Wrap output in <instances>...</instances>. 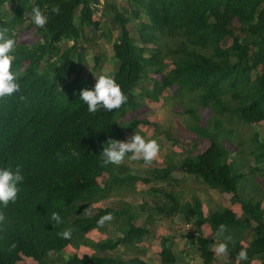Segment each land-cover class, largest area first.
I'll return each instance as SVG.
<instances>
[{"label": "trees", "instance_id": "obj_1", "mask_svg": "<svg viewBox=\"0 0 264 264\" xmlns=\"http://www.w3.org/2000/svg\"><path fill=\"white\" fill-rule=\"evenodd\" d=\"M104 1L114 12L119 31L112 46L117 70L110 75L128 100L118 109L89 113L80 101V92L91 89L96 79L82 73L88 55L84 35L86 28L99 31L101 21L95 19L93 7L100 1L0 0V27L8 28L16 41L10 70L20 76V90L0 99V166L19 165L24 176L16 201L0 208L5 216L0 223V264H16L22 256L46 264L50 254L78 246L90 232L106 228L108 221L120 213L129 215L122 238L102 241L100 251H112L122 243L140 244L150 234V230L134 224V215L128 209L99 208L89 216L92 201L99 194L105 197L112 185L128 179L144 184L166 181L175 170L167 166L154 169L150 177H121L114 173L116 165H103L99 158L109 139L123 140L127 131H135L144 123L134 119L117 126L128 110L142 107L143 99L156 100L162 89H171L176 83L179 91L198 92L200 103L216 115L229 112L248 125L264 121V0H128V8L121 10L115 0ZM5 3L16 5L10 20L4 12ZM34 6L48 14L43 28L31 23ZM53 7L59 12L53 13ZM139 20L142 22L136 31L140 45L130 29L133 21ZM25 23L26 30L35 29L41 41L32 46L17 42L14 32ZM166 39L178 42L170 47L163 44ZM228 40L231 44L225 46ZM67 43L73 45L64 46ZM167 55L173 57L171 70L162 65ZM94 60L95 65L100 62L98 56ZM162 72L161 82L153 80V89L148 90L143 83L151 80L148 75ZM137 90L141 92L135 94ZM225 96L239 105L230 106ZM193 130L209 139L210 146L185 158L180 170L209 189L232 194L233 204L241 202L237 194L241 175L234 173L229 151L218 140L219 132L213 136L200 125ZM104 175L111 180L102 187L98 179ZM165 198L174 204L165 211L170 217L179 203L172 194ZM261 205V201L241 202L242 219L231 209L205 217L197 198L181 209L196 218L198 228L208 224L216 239L225 242L227 238L231 257L235 255L232 243L243 238L240 227L253 228L254 238L244 250L246 260L253 261L264 258ZM52 212L59 213L62 223L50 222ZM108 214L110 219L98 223ZM221 224L225 231L217 235ZM66 228L72 230L69 239L59 236ZM189 240L198 247L203 264H213L214 240L193 235ZM162 241L160 263L176 264L167 240ZM65 264L147 263L139 257L124 260L94 254L81 259L73 256Z\"/></svg>", "mask_w": 264, "mask_h": 264}, {"label": "rangeland", "instance_id": "obj_2", "mask_svg": "<svg viewBox=\"0 0 264 264\" xmlns=\"http://www.w3.org/2000/svg\"><path fill=\"white\" fill-rule=\"evenodd\" d=\"M113 3H119L123 7L129 2L128 0H115ZM3 7L7 19H12L16 5L5 3ZM95 19L101 21L99 31L86 28L84 35L88 39L84 43L88 55L82 73L84 76L91 75L96 79L101 74L110 75L117 70L112 46L117 40L119 31L114 21V12L108 5L105 6L103 18L96 14ZM140 22L142 20L133 21L130 25L136 41H138L136 29ZM27 26L28 23L18 26L14 33H17L19 44L32 46L41 41V37L35 33V29L26 30ZM177 42L166 39L163 44L174 47ZM138 44L140 45L139 41ZM230 44L231 42L228 40L225 46ZM72 45V43L64 44V46L69 47ZM97 56L100 62L95 65L94 59ZM172 59L171 55H167L162 60V65L167 70L173 68ZM163 74V72L149 74L148 76L152 81L143 82L146 84V88L148 90L153 89V80L161 82ZM140 92L137 90L135 94ZM226 101L232 107L239 105L236 100L229 99L228 101V97H226ZM134 119L146 122L147 126L141 125L136 131H127L123 140L137 132L146 140L156 139L160 145V151L157 158L149 164H145L142 160L130 161L125 159L120 165H116L117 170H114V173L121 177L129 175V177L145 178L150 177L153 169L156 168L174 166L175 170L166 181L144 184L128 179L121 184L112 185L105 197L99 194L96 200L92 201V211L89 216L95 214L99 208L128 209L135 215L134 223L137 221L139 226L144 225L150 228V234L144 237L140 244L135 242L132 245L122 243L112 251H100L99 244L102 241H114L118 237L122 238V229L127 228L129 215L121 213L113 220H109L106 228L90 232L78 246H68L60 253L50 254L46 264H65L66 260L73 256L81 259L94 254L125 260L137 256L147 264H161V243L164 238L169 240L167 246L176 256V264H203L198 247L192 245L189 239L193 235L197 238L202 236L213 240L211 229L209 230L205 226L199 229L195 223L196 218L189 213L186 214L187 217H184L185 215L181 212H173V219L168 218L165 211H170L174 204L165 198L166 194L173 195L175 203H179L176 210L180 211L187 203H193V199L197 198L202 204L201 208L206 217L215 211L231 209L238 218L242 219L245 216L241 202L249 201H261V208L264 211V121L248 125L229 112L216 115L210 108H206L200 103L198 92L179 91L176 83L171 89H162L156 100L153 98L143 99L142 107L137 111L128 110L126 116L118 121L117 126L129 123ZM197 125L206 127L209 134L213 136L219 132L218 140L223 142L229 151V161L233 163L234 173L241 175L237 180V194L241 201L238 204L232 203V194L209 189L206 184L196 181L194 177L184 174L180 170L185 158L203 153L210 146L209 139L195 134L198 132L194 131L193 127ZM110 180V176L104 175L98 179V183L104 187ZM148 208H153V215ZM139 216H141L140 219H138ZM184 218H188V220L185 221ZM185 222L186 224H184ZM255 226L253 223V227ZM241 227L240 233H242L243 238L232 243L231 249H234L235 254L233 257L227 251L224 254L216 253L211 245V250L215 253L213 264H264V258L260 257L253 261L239 259L238 253L242 249L245 250L254 238L253 228ZM220 242V239L215 240L217 244ZM142 246H148V249L142 252ZM16 264L38 263L32 258L22 256Z\"/></svg>", "mask_w": 264, "mask_h": 264}, {"label": "clouds", "instance_id": "obj_3", "mask_svg": "<svg viewBox=\"0 0 264 264\" xmlns=\"http://www.w3.org/2000/svg\"><path fill=\"white\" fill-rule=\"evenodd\" d=\"M53 13H58L59 9L53 7ZM31 23L37 28H43L48 23V14L40 7L34 6L31 9ZM16 41L10 36L9 29L0 27V99L12 96L20 90L19 73L12 68V52ZM128 96L122 92L120 85L111 75L101 74L96 77V82L91 89H83L80 92V101L87 106L89 113H96L98 110L111 111L118 109L126 103ZM160 145L156 139H145L142 135L135 132L126 140L109 139L99 153V158L103 165H120L125 159L130 161L142 160L145 164L151 163L157 158ZM24 180L21 168L17 165L0 166V208L6 207L10 202L14 203L19 193V185ZM110 214L101 217L98 223L110 219ZM5 220V216L0 212V223ZM50 222L53 225L62 223V217L57 212H52ZM71 229L66 228L59 233L63 239H69ZM225 227L223 224L217 228V235H223ZM227 239V238H226ZM225 242L215 243L216 236H213L212 247L218 254L227 251ZM241 260L247 259L246 252L242 249L238 253Z\"/></svg>", "mask_w": 264, "mask_h": 264}, {"label": "crops", "instance_id": "obj_4", "mask_svg": "<svg viewBox=\"0 0 264 264\" xmlns=\"http://www.w3.org/2000/svg\"><path fill=\"white\" fill-rule=\"evenodd\" d=\"M129 5H130V4L128 3L126 6L124 5V6L122 7V5H120L119 3L116 4V6L118 7L119 10H121V9H123V8H128ZM141 125H146V126H147V123L144 122V123L140 124L139 126H141ZM139 126H138L137 129H139ZM137 129H136V130H137ZM136 130H135V131H136ZM162 169H163V168H162ZM153 170H154V169H153ZM199 201H200V200H199ZM237 204H238V203H237ZM201 205H202V204H201ZM176 208H177V207H176ZM176 208H175V210H176ZM148 209H149V208H148ZM123 210H124V209H122V210L119 209L120 212H122ZM149 210H150V212H151L152 215H153V208H150ZM202 211H203V209H202ZM174 212H175V213H176V212H177V213H180V212H181V214L185 215L184 217H187V216H186L187 212L184 213V210H183V209H181V211H180V210H176V211H174ZM188 213H189V212H188ZM203 213H204V211H203ZM120 214H121V213H120ZM189 214H190V213H189ZM191 215H192V214H191ZM134 217H135V215H134ZM205 217H206V216H205ZM140 218H141V216L138 217V219H140ZM168 218L173 219V214L170 215V217H168ZM188 218H189V217H188ZM188 218H184L185 221H187ZM112 220H113V219H112ZM165 220H168V219H165ZM136 222H137V221H136ZM136 222H135L134 224H135L137 227H142V228H145V229L150 230V228H147V227H145L144 225L139 226ZM195 223H196V221H195ZM184 224H186V222H185ZM107 226H108V225H107ZM203 226L208 227V229L210 230V226H209L208 224H204ZM203 226H201L200 228H202ZM200 228H199V229H200ZM164 239H166V238H164ZM166 240H167V239H166ZM168 241H169V240H167V244H168ZM144 242H145V241H144ZM162 242H163V241H162ZM162 244H163V243H161V246H162ZM141 249H142L141 251L143 252V251H145L146 249H148V246H147V247H143V246H142ZM161 250H162V249H161ZM134 257H137V256H134ZM134 257H132V258H134ZM132 258H129V259H127V260H130V259H132ZM140 259H141V258H140ZM160 259H161V258H160ZM124 260H125V259H124ZM141 260H142V259H141ZM143 261H144V260H143Z\"/></svg>", "mask_w": 264, "mask_h": 264}, {"label": "built area", "instance_id": "obj_5", "mask_svg": "<svg viewBox=\"0 0 264 264\" xmlns=\"http://www.w3.org/2000/svg\"><path fill=\"white\" fill-rule=\"evenodd\" d=\"M100 3L99 4H95L93 7L94 13L95 15L97 14L98 16L103 18V10H105V1L104 0H99Z\"/></svg>", "mask_w": 264, "mask_h": 264}]
</instances>
